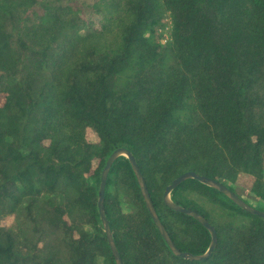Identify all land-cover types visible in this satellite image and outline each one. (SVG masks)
I'll return each instance as SVG.
<instances>
[{
    "label": "trees",
    "instance_id": "obj_1",
    "mask_svg": "<svg viewBox=\"0 0 264 264\" xmlns=\"http://www.w3.org/2000/svg\"><path fill=\"white\" fill-rule=\"evenodd\" d=\"M122 146L183 252L211 241L164 202L184 172L264 211V0H0V264H116L98 191ZM171 196L215 227L211 256L171 250L120 156L104 209L123 264H264L263 217L196 179Z\"/></svg>",
    "mask_w": 264,
    "mask_h": 264
},
{
    "label": "water",
    "instance_id": "obj_2",
    "mask_svg": "<svg viewBox=\"0 0 264 264\" xmlns=\"http://www.w3.org/2000/svg\"><path fill=\"white\" fill-rule=\"evenodd\" d=\"M120 156H125L128 158L135 172L139 185L141 187L147 208L149 210V213L153 221L155 222L157 228L159 229L161 235L163 236V238L165 239V241L167 242L171 250L178 256H181L183 258L192 259V260H197V261L205 260L209 258L212 252L215 250L217 246V239H218V234H217L215 227L209 223V221L204 215L197 212L196 210L188 209L180 204H177L172 200L171 194L173 190L176 187H178L182 182L186 181L187 179H196L208 186L218 189L223 194L228 196L231 200H233V202H235L238 206H240L245 211L252 213V214H257L264 218V211L259 210L255 208L254 206H251L250 204H248L242 197H240L236 192H234L226 184L216 179L210 178L208 176L199 175L193 170L186 171L183 174L176 177L166 187L165 192H164V202L171 209L188 214L190 216H193L195 219H197L203 226H205L209 230L211 234V241H210L207 251L204 254H192L190 252H183L180 249H178V247L174 244L173 240L170 238L167 230L165 229L162 221L160 220L157 214L153 201L150 197V193H149V190L146 184V180L137 163L136 157L132 154L130 149H128L127 147H124V146L118 147L110 154V156L108 157L106 161L105 167L101 173V182H100L99 191H98L99 193L98 208L100 212V217H101L102 224L104 226V230H105L106 237L110 245L112 254L115 258L116 264H123V261L119 253L118 247L116 245L109 221L106 216V212L104 209V199H105V191H106L109 172L112 168V165L116 161V159L119 158Z\"/></svg>",
    "mask_w": 264,
    "mask_h": 264
},
{
    "label": "rangeland",
    "instance_id": "obj_3",
    "mask_svg": "<svg viewBox=\"0 0 264 264\" xmlns=\"http://www.w3.org/2000/svg\"><path fill=\"white\" fill-rule=\"evenodd\" d=\"M89 137L91 139H94V136L93 135H89ZM247 185H248V180L243 179V180L240 181V186H245L246 187ZM246 220H247L246 217H245V219H242L241 216H239L237 221H241L242 224L245 225L247 223Z\"/></svg>",
    "mask_w": 264,
    "mask_h": 264
}]
</instances>
